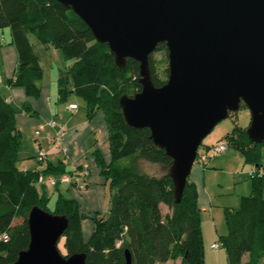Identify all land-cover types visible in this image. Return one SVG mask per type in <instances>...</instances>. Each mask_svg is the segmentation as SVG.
<instances>
[{
  "label": "trees",
  "instance_id": "16d2710c",
  "mask_svg": "<svg viewBox=\"0 0 264 264\" xmlns=\"http://www.w3.org/2000/svg\"><path fill=\"white\" fill-rule=\"evenodd\" d=\"M6 29L12 31L11 43L19 53L13 85L22 88L31 99L41 96L45 78L31 36L47 48L62 50L65 60L74 61L61 71L58 103L66 104L71 95H76L87 103L90 123L99 113L104 117L110 162L98 149L93 155L110 189V209L107 215L97 212L91 217L93 233L85 240L83 220L87 216L81 213L77 199L61 192V184L52 187L58 197L53 210L49 207L48 186L38 185L39 176L59 178L70 171L69 166L59 161L49 162L41 171L19 168L24 158L23 134L17 118L31 110L28 104L17 109L0 92V233L9 236L8 242L0 243V264H14L20 253L28 249V216L35 207L69 219L62 238L68 251L66 257L86 254V264H127L126 251L131 253L132 264H206L197 187L188 181L181 203H176L169 174L172 158L155 145L149 129L129 126L119 105L123 95L133 97L142 90L140 64L128 59L127 66L119 68L108 44L99 43L74 11L56 0H0V39ZM160 50L167 52L165 45L157 49ZM150 63L155 85L163 86L167 80L159 78L157 69L164 62H156L151 56ZM166 72L169 77V69ZM47 130L41 138L35 135L37 148L44 147L42 141L52 147L49 138L53 139L56 131L49 129L54 134H46ZM226 137L228 147L240 151L252 170L263 172L264 144L252 143L246 130L237 125ZM37 148L35 159L40 165ZM139 160L161 165L167 171L163 176L141 172ZM251 180L252 194L241 199L238 209L225 212L229 233L219 241L228 264L264 263V174ZM163 206L167 207L165 213ZM18 220L22 222L17 223Z\"/></svg>",
  "mask_w": 264,
  "mask_h": 264
},
{
  "label": "water",
  "instance_id": "95a60500",
  "mask_svg": "<svg viewBox=\"0 0 264 264\" xmlns=\"http://www.w3.org/2000/svg\"><path fill=\"white\" fill-rule=\"evenodd\" d=\"M72 9L108 44L119 68L140 64L142 90L123 95L126 123L149 129L173 164L169 169L181 203L203 141L244 104L252 122L246 133L264 144V0H56ZM165 45L167 82L157 87L151 56ZM31 241L14 264H86V254L66 257L59 244L66 216L35 207L28 216ZM127 264L132 257L126 251Z\"/></svg>",
  "mask_w": 264,
  "mask_h": 264
},
{
  "label": "crops",
  "instance_id": "0c3cea01",
  "mask_svg": "<svg viewBox=\"0 0 264 264\" xmlns=\"http://www.w3.org/2000/svg\"><path fill=\"white\" fill-rule=\"evenodd\" d=\"M9 31H10L9 39L6 40L4 34L0 39V42H3L2 44L0 43L1 44V47H0V75H1L0 92L17 109L22 110L23 105L25 104L29 105V108L31 110L30 113L22 112L21 114H19L17 118V122H18V127L23 135H24L23 133L24 131L29 130L31 133L33 132L35 136V131L38 128V126L46 122H49L51 120H55V116H57L58 114L57 111H58L59 106L56 105L55 108L52 107L51 98L49 97L51 92H49L48 89L42 85H41L42 94L38 99L29 98L25 94V91L22 88L15 87L13 85V81L15 79V74H16L18 61H19V53H18L17 48L11 43L13 36H12V31L10 29ZM58 98H59V95H58ZM58 98H57V103L59 102ZM69 104H75L78 106V104L76 103H69ZM77 111H75L74 113H71L68 111L72 115L69 116L70 118H68L67 120L62 119L61 117H58L60 118L59 122L65 126L66 131H67V141L66 142L69 144V149H70L68 157L64 158L62 155L58 153V151L53 149L51 145H49L48 142L46 141H42V142L44 146L47 148L46 150L49 151V161L47 162V165L49 162L57 163L59 161H63L67 168L72 163L78 164V165L87 164L89 167H91L90 169H92L91 170L92 177H91L90 186L86 191H84L81 194L80 198L79 196H75L79 194L76 190L72 188H69V189L67 188V189L70 194L71 193L75 194L73 195V198L77 199L83 205H88L90 206V208H93L95 211H97L99 210V200L101 196L105 194V190L108 184H106V180L101 174V169L98 167L96 163V157L93 155V153L94 151L98 149L102 153V155L105 157L106 162L108 163L110 162L109 132H108L107 125L104 121V117L100 116L98 121L94 120L92 123H90L86 131L83 132L84 134L82 133V134L76 135L73 130H74V126H76V124H74V119H75V115L77 114ZM46 134H54V131L48 129ZM87 143L90 144V148L87 146ZM34 150H35V146H33L32 143H30V145H28L26 149H25V146L22 147L21 153L22 155L24 154L23 158L27 162L25 163L27 167L24 166L23 168H28L31 170H36L40 168V165L35 159ZM227 150L224 153L220 154V155H223L222 158H215V159L208 158V161L204 163L203 167H201L200 165L195 167L194 165L195 167V168L193 167L194 171L192 169L193 173L191 172V175L189 177V181L195 184V186L197 187L198 194H199L198 203L204 215L209 212V214L213 216L214 213L216 212V209L214 208L217 202L216 195L213 194L210 190V179L216 174L228 172L229 174H232L235 178H238L239 179L238 189H240L239 195L241 199L243 197H247L252 194L253 183L251 181L250 176L247 173L243 172V164H242L243 162L240 163L241 161L240 158L234 155L233 154L234 152H228ZM263 150H262V154H263ZM263 160H264V156L262 155L261 163H262V171L264 172V161ZM222 162L225 163V165H223L224 167H226V165H229L234 170L233 171L224 170L222 166L220 165ZM244 166H245V163H244ZM218 195L222 196L221 190L219 191ZM241 199H240V204H241ZM162 208L167 209V207L165 206H163ZM214 225H215V222H214ZM214 228H217V227L214 226ZM93 229L94 228H89V226H87V232H91V230L93 231ZM83 233H84L85 240H88L90 236L86 237L85 234H89V233H86L85 231H83ZM220 237H221L220 235L218 236L215 233L214 241L219 242V244L221 245L219 241ZM203 238H204V235H203ZM204 246H205V243H204ZM209 251H213L212 252L213 254L216 250L209 249ZM216 253L218 254L217 260H220L221 259L220 250H218ZM217 260L216 262H218ZM245 261H247V258H245Z\"/></svg>",
  "mask_w": 264,
  "mask_h": 264
},
{
  "label": "rangeland",
  "instance_id": "374dc122",
  "mask_svg": "<svg viewBox=\"0 0 264 264\" xmlns=\"http://www.w3.org/2000/svg\"><path fill=\"white\" fill-rule=\"evenodd\" d=\"M4 36H5L6 40L10 38L9 29H6L4 31ZM30 38H31V41L34 45V52L40 58L41 66H42L43 70L45 71V78H44L43 82L41 83V85L44 86L45 88H47L49 92H51L49 97L51 98L52 107L55 108L56 105L59 106L58 111H57L58 114H57V116H55V121L60 123L59 122L60 118H58V117H61L62 119H66V120L68 118H70L69 116H71L72 114H70L68 112V107H69V105H71L69 103H76V104H78L79 109L77 111V114L75 115L74 124H76V126H74L73 131L75 132L76 135L82 134L83 132L86 131V129L90 125V122L88 121V118H87L88 106H87V103L85 102V100L80 98V97H77L76 95H71L66 104L57 103V98H58V93H57L58 92L57 91L58 90V88H57L58 84H57V82L61 76V71L70 67L74 63V61L65 60L62 50H59L56 48L45 47L43 44H41L37 40V38L35 36H31ZM0 43L2 44L3 42H0ZM1 44H0V47H1ZM152 56L156 62H160V61L164 62L162 66L158 67L157 73H158L160 79H162L163 81H166L168 79L166 71H167V69H169V60H168L167 52L164 50L156 51ZM67 104H69V105H67ZM100 116H103L102 113H99L95 120L98 121ZM49 122H46L42 125H47ZM251 122H252L251 112L245 105H243L241 107V109L235 115H231L228 119L222 121L220 124H218L216 126V128L213 130V132L203 141V144L200 148V153L201 154H207L209 159L210 158H212V159L222 158L223 155L216 154L214 152L213 148L215 146L220 145V144L229 145V141H228L226 136L234 131L235 126L237 125L240 128H242L243 130L247 131V129L251 125ZM23 133H24V135H23V139H22V147L25 146V149H26L28 147V145H30V143H32L33 146H35V150H36L38 143L35 141L36 137L34 136V133L33 132L31 133L29 130L24 131ZM87 146L90 148L89 143H87ZM44 148L47 149L45 146H44ZM227 151L228 152H234L233 154L236 155L238 158H240V160H241L240 163L243 162L242 163L243 164V172L247 173L250 176V172L252 171V166L247 165L245 163V161H244L245 158H244L243 154L240 151L234 149L233 147H229ZM262 155L264 156V150H263ZM23 157H24V154L22 155V153H21V158H23ZM25 163H27V162H26V160L23 159V161H21L19 163V168L23 169L24 166L27 167V165ZM244 163H245V166H244ZM137 165H138V168L141 172H144V173H147L150 175L163 176L167 171L166 168H164L161 165L147 163L144 160H139L137 162ZM199 165L201 167H203L204 164L203 163L202 164L196 163L195 167H197ZM220 165L226 171H233L234 170L229 165H226V167H224L223 165H225V163H223V162ZM193 171H194V169H193ZM238 181H239L238 178H235L232 174H229L228 172L216 174L213 177H211V179H210V190L213 194L216 195V201L217 202H216V206H214V208L216 209V212L214 213L213 216H211L209 214V212L206 213L205 215L202 213V227H203L202 230H203V235H204L203 240L205 243L204 247L206 250L205 251V260H206L207 264H228L225 250L219 244V242L214 241V236H215V233L218 236L219 235L220 236H226L229 233L225 212H226V209L236 210L240 207L239 205H240V199L241 198L239 195L240 189H238ZM220 185H221V187H220ZM47 188H48L47 189L48 194L51 198V203H50L49 207L52 209L55 206V203H56V200L58 197V193H57V191H55L56 190L55 188H50L49 186ZM67 188H68L67 185H62L61 192L66 197L73 198V195H75V194L71 193L72 194L71 195L69 193V191L67 190ZM220 190H221L222 196L218 195ZM77 192L79 194L75 195V196H79V198H80V196L83 192H80V191H77ZM79 204H80L81 213L85 214L87 216V218H85L83 220V228H84L83 231H85L86 233H89V234H85L86 237H89L92 235L93 231L91 230L92 233L87 232V226H89V228H94V225H93L94 223L91 220V217H94V215L97 212L101 213L102 215H107L109 212V209H110V189H109V186L107 185L106 190H105V194L102 195L100 200H99V210L95 211L93 208H90V206L83 205L81 202H79ZM163 212L164 213L167 212V209H163ZM21 222H22V220L17 221V223H21ZM214 222H215V225H214ZM214 226L217 228H214ZM214 243L219 245V250L221 252L220 253L221 259L220 260H217V258H218L217 257L218 254L216 253L217 251H215L213 254H212L213 251H209V249L213 250L212 246ZM59 248H60V252L64 256L68 255V251L65 248V239L61 240ZM216 260L218 262H216Z\"/></svg>",
  "mask_w": 264,
  "mask_h": 264
},
{
  "label": "built area",
  "instance_id": "2783aa9c",
  "mask_svg": "<svg viewBox=\"0 0 264 264\" xmlns=\"http://www.w3.org/2000/svg\"><path fill=\"white\" fill-rule=\"evenodd\" d=\"M0 81H1V75H0ZM78 109V106L75 104H72L68 107V111L73 112ZM52 129L56 131V135L54 138H49V141L52 143V148L58 151L59 154H62L64 157H68L70 149L67 145V131L64 125L59 124L55 120L50 121L47 125H41L39 126L36 131L35 135L39 138H41L42 133L47 129ZM201 148V147H200ZM228 145L226 144H220L218 146H215L213 148L214 152L216 154H222L228 149ZM37 155L38 160L40 163L39 171L44 169L47 166V162L49 161V151L46 150L44 147H38L37 148ZM208 160L207 154H201L199 149V154L196 160V163H205ZM69 172H66V174L62 175L59 178H55L51 175L47 174H40L39 179L37 181L38 185L40 186H49V187H56L59 184L61 185H67L70 188L84 192L86 191L91 183V177L92 172L90 167L86 165H78V164H70L69 165ZM264 172H258L255 169H253L250 172V178H255L258 175H263ZM9 236L7 233H0V243L8 242ZM212 248L216 251L219 250L218 244H213Z\"/></svg>",
  "mask_w": 264,
  "mask_h": 264
}]
</instances>
